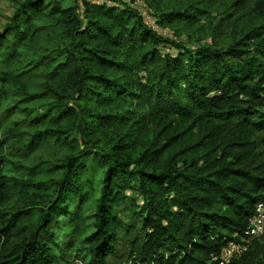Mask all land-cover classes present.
Listing matches in <instances>:
<instances>
[{
    "label": "clouds",
    "instance_id": "clouds-1",
    "mask_svg": "<svg viewBox=\"0 0 264 264\" xmlns=\"http://www.w3.org/2000/svg\"><path fill=\"white\" fill-rule=\"evenodd\" d=\"M81 2L33 0L35 7L12 21L19 27L0 37V75L11 74L18 98L25 101L22 107L29 109L21 128L41 133L34 140L0 129V139L9 137L0 155L12 152L32 162L0 189V215L31 207L34 178L47 175L51 182L41 189L47 195L41 207L59 223L40 228L35 239L47 242L48 233L55 232L52 264H141L150 255L145 241L156 229L173 233L188 250L195 239L186 235L190 207L227 215L233 209L221 200L224 193L236 196L237 203L244 202V193L264 195L253 192L260 182L253 178L264 177V123L253 126L239 112L264 105V0H147L153 12L185 13L186 18L157 17L183 37L173 38L183 55L169 61L156 59L158 38L140 27L139 17L92 16L106 31H82L75 7ZM245 47L247 54L237 51ZM105 56L108 60L102 61ZM226 75L241 77L240 86L224 82ZM33 91L44 93L42 102L27 100ZM256 92L260 99L254 101ZM34 116L40 117L39 127L29 123ZM185 129L189 138L164 152L163 145ZM193 135L203 147L174 158L193 143ZM42 159L47 163L35 168ZM193 160L197 163L190 168ZM58 164L63 165L59 171ZM57 179L75 194L67 213L47 208L55 199ZM121 186L131 188L137 199L135 204L120 201L113 220L110 197ZM84 194L92 201L86 212L76 206ZM145 216L152 217L150 225ZM8 217L0 219V228ZM38 227L0 233V254L14 249L18 254ZM242 264H264V240Z\"/></svg>",
    "mask_w": 264,
    "mask_h": 264
},
{
    "label": "trees",
    "instance_id": "trees-1",
    "mask_svg": "<svg viewBox=\"0 0 264 264\" xmlns=\"http://www.w3.org/2000/svg\"><path fill=\"white\" fill-rule=\"evenodd\" d=\"M35 7L33 0H26V2L17 1L15 4L14 12L11 18L8 20L7 24L2 28L3 32H0V37H3L4 34L9 33L13 27H19L18 25H13L12 21L20 16L21 13H26L27 10ZM76 8L80 9L79 17L80 22L85 26L82 31L87 32L90 28L96 27L98 31L104 32L106 29L102 27L100 21L89 18L92 16H98L102 20H124L127 16H136L139 17V24L143 30H146L158 38L159 46L154 49V54L156 59H164L166 61L174 60L183 55L180 51V45L175 42L174 37L180 40H183V37H177L175 32H170V28L167 23L163 22L157 17L159 15L164 16L165 18L170 16H175L176 18H186L184 12L180 11H163L161 13H156L151 11L147 0H82L81 3L75 5ZM141 9L146 12V14L153 19V24L159 30L167 31L169 35L160 34L152 25L148 24L145 21L144 16L141 13ZM73 9H64V11H72ZM259 34H257V38ZM247 36H245V42L247 41ZM88 51H91L90 49ZM207 51V50H205ZM237 51L247 54L249 49L241 48ZM102 61L108 60V57H102ZM255 58H253V61ZM252 61H250L251 63ZM29 63H32L30 60ZM27 67V66H26ZM28 71L31 72L32 69L28 68ZM23 75V73H21ZM251 78V76L243 77V80ZM241 80V77H235L232 75H226L224 82H232L237 84V81ZM219 82V81H218ZM239 87L240 85L237 84ZM246 86V84H245ZM17 85L11 79L10 73H5L0 75V108L3 109V113H0V129H3L5 132H11L13 137H19L21 135H32L34 140L35 137L40 136V132H28L27 128H21V125L24 124L27 120V114L29 109L22 107L25 103L24 100L18 98L16 94ZM243 90V88H241ZM44 98V93L33 91L27 100L32 102H42ZM260 94L256 92L253 96V100H259ZM15 101L14 103L12 101ZM261 107H252L248 106L239 110L247 121H250L253 126L257 122L264 123V111H261ZM34 111V109H33ZM47 116V113H44ZM219 115V113H218ZM18 117V118H17ZM11 121V125L8 126V122ZM33 127H39L40 117L34 116L29 122ZM18 130V131H17ZM44 131H47L45 129ZM178 133L176 137H173L172 140L163 145L164 152H167L169 149L178 147L180 142L184 139H188L185 133ZM66 139V138H65ZM193 141L192 144L188 145L186 148H180L179 151L175 152V157L182 159L183 154L196 149L202 148L203 144L201 140L197 139L195 135L190 137ZM33 140V142H34ZM8 135H4L0 139V152L3 151L4 146L8 143ZM117 148L121 147L116 145ZM53 150L49 149V153ZM157 152H160V149H156ZM164 152H161V155H164ZM56 156L62 155L60 151H55ZM99 155V153H97ZM207 155V153H205ZM224 155V153H221ZM27 160H24L22 157H17L12 152H9L6 156L0 155V189L7 188L12 182L18 179V173L22 169L28 168ZM47 163V160H41L40 163L35 164V168H39L41 164ZM120 163H126L121 161ZM197 163L196 160H193L188 166L191 168ZM57 171L63 168V165L55 166ZM125 171L127 169H124ZM49 172L52 170L49 169ZM220 171V169H218ZM233 174H240V169H231ZM9 172V173H8ZM109 174L105 176V190L106 195L108 194L107 190L109 188V183L112 180V169L108 170ZM146 176L156 175L155 173H143ZM180 176H184L183 172L179 173ZM214 175V173L209 174ZM247 175V173H245ZM35 183L32 185L36 189L32 193L31 197V207L17 208L10 217L8 213H3L0 215V219L3 217H8V224H5L3 228H0V233L8 234L11 232L12 228H17L21 232L29 229L32 225H39L36 229V233H33L32 239H29L27 243L22 244L21 250L18 254H14L16 250L7 251L0 256V264H52L54 259L51 247L54 246L55 232L48 233L47 242H42L41 240L35 239L36 234L40 232V228H43L45 225L53 227L55 223H59L49 211H46L44 207H41V204L44 199L47 198V195L41 191L45 185L50 184L51 178L47 175L39 176L35 178ZM201 179H207V177H202ZM253 180L260 181L254 184L253 192L257 190L264 191V177H254ZM57 184L59 185L55 192V199L52 200L48 205V209L55 207H60L63 212L67 213L70 211V204L73 202L71 197L75 194L70 192L67 187V182L65 180L57 179ZM210 184H215L216 181L210 180ZM31 191V189H29ZM236 189H233V192H236ZM112 195L110 197L109 208L113 213L112 219L116 220L115 210L117 205L122 200H129L132 204H135L137 197L133 194L131 188L127 191L124 190V187L112 189ZM84 194L80 196V203L76 206L81 208L83 211H88L89 206L91 205V200H86ZM246 199L243 203H237V197L234 195H229L224 193L221 196V200L225 205L232 208L231 214H223L219 211H198L195 207L189 208V214L191 215V220L188 222V229L186 235L189 237H195L190 241L191 248L186 249L184 243L178 242L177 236L173 233L168 232L167 230L156 229L155 233H149V240L145 241V244H150V255H145L141 264H219L218 261H213L212 256H217L221 249L227 245V243L233 238L235 234H241L243 230L248 225L250 218L253 216L255 205L264 201V195H257L252 193L243 194ZM196 198H194L195 200ZM59 201V204H57ZM101 211H104V205L100 206ZM143 211V209H140ZM145 224L150 225L152 217L145 216ZM96 233H93L95 236ZM11 239V236H9ZM90 239V238H88ZM264 240V234L258 240L254 241L250 246L249 250L238 260L230 264H242L243 261L247 260L249 255L255 246Z\"/></svg>",
    "mask_w": 264,
    "mask_h": 264
},
{
    "label": "built area",
    "instance_id": "built-area-1",
    "mask_svg": "<svg viewBox=\"0 0 264 264\" xmlns=\"http://www.w3.org/2000/svg\"><path fill=\"white\" fill-rule=\"evenodd\" d=\"M264 234V201L258 202L254 207L253 216L241 234L233 238L223 247L217 256H212L213 261L219 264H230L240 259L250 248L252 243Z\"/></svg>",
    "mask_w": 264,
    "mask_h": 264
},
{
    "label": "rangeland",
    "instance_id": "rangeland-1",
    "mask_svg": "<svg viewBox=\"0 0 264 264\" xmlns=\"http://www.w3.org/2000/svg\"><path fill=\"white\" fill-rule=\"evenodd\" d=\"M17 1L19 2L22 0H0V28H3L7 24L8 20L11 18ZM141 13L144 16L145 21L148 24L152 25L160 34L167 36L169 35L167 31L159 30L158 28H156L153 24V19L150 18L142 9ZM31 163V161H28L27 166L29 167Z\"/></svg>",
    "mask_w": 264,
    "mask_h": 264
}]
</instances>
